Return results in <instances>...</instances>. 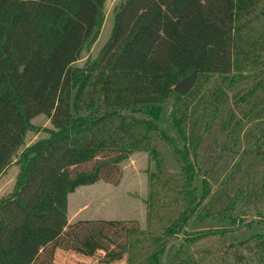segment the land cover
<instances>
[{"label": "trees", "instance_id": "16d2710c", "mask_svg": "<svg viewBox=\"0 0 264 264\" xmlns=\"http://www.w3.org/2000/svg\"><path fill=\"white\" fill-rule=\"evenodd\" d=\"M105 1L0 0V173L34 116L52 124L20 151L12 190L0 197V264H57V247L86 255L102 249L107 263L125 256L126 264H158L174 235L180 242L169 264H264V230L199 246L219 230L188 228L210 195V165L199 193L195 161L225 89L216 84L207 102L195 100L212 76L230 88L264 78V0H120L109 37L79 64L103 24ZM192 70L188 91H175ZM171 97L179 170L164 167L153 141ZM135 150L155 162L145 227L135 218L69 222V193L100 180L118 183L121 162Z\"/></svg>", "mask_w": 264, "mask_h": 264}, {"label": "rangeland", "instance_id": "374dc122", "mask_svg": "<svg viewBox=\"0 0 264 264\" xmlns=\"http://www.w3.org/2000/svg\"><path fill=\"white\" fill-rule=\"evenodd\" d=\"M119 1H105V18L98 36L83 50L77 63H82L88 56H94L107 40L113 24V6ZM256 82L254 79H243L233 83L230 88L226 81L220 82L217 76H212L203 84L206 90L204 96L195 100L196 103L207 102L210 98L207 90L216 84L225 89L224 98L212 114L200 154L195 161L198 166L195 183L199 193L204 170L209 165L210 169L205 175L211 181V191L209 197L191 215L188 228L219 230L210 238L200 240L199 246H210L211 242L221 237L228 242L238 241L264 230L263 76L260 75ZM172 101L173 97L165 103L159 117L155 119L158 129L153 133V141L164 154V167L179 170L181 159L172 146L180 143L177 128L170 119ZM31 121L34 128L27 131L24 143L0 173V197L12 190L19 170L17 157L20 151L37 138L47 135V127H52L49 117L43 113L34 116ZM121 169L122 175L116 184L100 180L80 185L69 193V222L79 218H135L141 227H145L148 174L155 169V162L147 151L135 150L121 162ZM232 216L235 217V223L229 222ZM179 242L180 235L169 237L158 264H169L173 249ZM103 252L98 249L94 254L86 255L57 247L54 260L57 264H126L125 256L108 263L102 261Z\"/></svg>", "mask_w": 264, "mask_h": 264}, {"label": "water", "instance_id": "95a60500", "mask_svg": "<svg viewBox=\"0 0 264 264\" xmlns=\"http://www.w3.org/2000/svg\"><path fill=\"white\" fill-rule=\"evenodd\" d=\"M196 77H197V71L192 70L188 75L181 78L179 81L175 83V85L173 86L174 90L180 94H185L194 83Z\"/></svg>", "mask_w": 264, "mask_h": 264}]
</instances>
